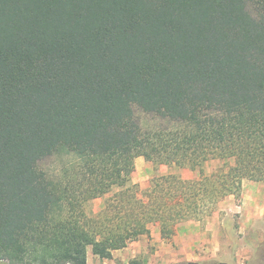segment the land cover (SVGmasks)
<instances>
[{"label": "trees", "instance_id": "trees-1", "mask_svg": "<svg viewBox=\"0 0 264 264\" xmlns=\"http://www.w3.org/2000/svg\"><path fill=\"white\" fill-rule=\"evenodd\" d=\"M54 155L71 160L50 174ZM140 156L197 176L142 197ZM244 179L264 181V0H0V259H109Z\"/></svg>", "mask_w": 264, "mask_h": 264}, {"label": "rangeland", "instance_id": "rangeland-1", "mask_svg": "<svg viewBox=\"0 0 264 264\" xmlns=\"http://www.w3.org/2000/svg\"><path fill=\"white\" fill-rule=\"evenodd\" d=\"M70 160V156L54 155L43 159L40 165L41 168L46 170L48 173L56 174L59 172L60 168ZM229 162L231 163V160ZM220 164L221 162L218 160H211L205 164L204 170L206 173H209ZM175 172L187 179L197 176L196 171H191L187 168L167 167L165 165H161L157 169H154V166L150 161H147L140 156L134 160V166L130 174V183L138 185L139 195L143 197L142 193L151 185V180L155 176ZM243 181L253 180L244 179ZM229 196L234 199V202L231 203L229 208L225 209L223 201ZM240 199L241 193L238 197L232 194L225 195L220 202H218L212 213L203 219H190L178 222L175 225L174 233L169 238H162L159 224L157 222H153L149 225V232L147 234L141 235L136 240L129 242L125 248L118 249L120 250V253L116 252L117 250H114L112 252V257L109 259H100L93 253L92 246H87L84 256L85 264H129V261L132 260L130 255L134 252L131 250H135L137 252L136 257L133 259L139 260L142 264H183L186 262H196L199 264L220 263L213 261L207 255V251L211 247L210 243L212 236L210 233H204L206 221H212V219H209L212 215H220V218L224 219V217L226 218V213H228L229 217L232 216L233 218L230 220L233 226L238 227L240 224V214L237 209H239L241 204ZM103 200L104 198H96L92 200L89 205L90 210L98 211L103 205ZM197 221H199L200 224ZM224 221L226 222V219H224ZM185 224H187L188 227H185ZM195 226H197V228L196 230H193ZM186 229L187 231L190 230V232H186ZM257 234L258 235L247 227L245 231L238 233L237 235L227 233L223 239L230 245L229 248L231 249L248 251L250 248L254 250V254L249 259H245L242 264H264V225ZM198 252H200V255ZM0 264L16 263H14L11 257H2L0 259Z\"/></svg>", "mask_w": 264, "mask_h": 264}, {"label": "crops", "instance_id": "crops-1", "mask_svg": "<svg viewBox=\"0 0 264 264\" xmlns=\"http://www.w3.org/2000/svg\"><path fill=\"white\" fill-rule=\"evenodd\" d=\"M232 199L233 198L231 196L224 199L223 202L225 209L229 208L231 203L234 202V199ZM240 201L241 204L239 206V209H237L240 214V224L238 225V227L233 226L232 222L230 221L233 218L232 216L229 217L228 213H226V218L224 217V219H226V222L224 221V219L220 218V215H212L209 218L212 219V221H206L204 233H210L212 236L210 243L211 247L207 251L208 254H206L213 261L226 264H242L244 263L245 259H249L254 254V250L250 248L248 249V251L229 248L230 245L227 244V242L223 238L227 233L237 235L238 233L245 231L247 227H249L250 230H253L254 233L258 235V231H260V229H262V226L264 225V182L243 181ZM197 222L200 224L199 221ZM185 227H188L187 224H185ZM196 228L197 226H195L193 230H196ZM186 232H190V230L187 231L186 229ZM119 251L120 250H117L116 252ZM131 251H134L130 255V258L133 259L136 257L137 252L135 250ZM198 254L200 255V252H198Z\"/></svg>", "mask_w": 264, "mask_h": 264}]
</instances>
